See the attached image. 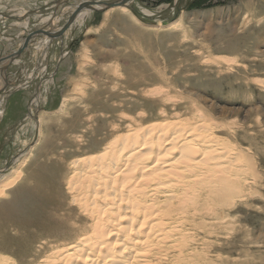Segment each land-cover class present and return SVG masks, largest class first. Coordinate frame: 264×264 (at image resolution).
<instances>
[{
  "label": "rangeland",
  "instance_id": "obj_1",
  "mask_svg": "<svg viewBox=\"0 0 264 264\" xmlns=\"http://www.w3.org/2000/svg\"><path fill=\"white\" fill-rule=\"evenodd\" d=\"M193 1L86 11L62 39L37 36L14 62L0 181L18 167L22 174L0 197V254L29 263L63 231L53 222L72 223L71 160L131 124L203 115L241 151L249 180L235 204L218 208L207 259L264 264V0ZM74 8L64 0H0V56L30 32L57 30Z\"/></svg>",
  "mask_w": 264,
  "mask_h": 264
},
{
  "label": "bare ground",
  "instance_id": "obj_2",
  "mask_svg": "<svg viewBox=\"0 0 264 264\" xmlns=\"http://www.w3.org/2000/svg\"><path fill=\"white\" fill-rule=\"evenodd\" d=\"M116 8L126 9L108 10ZM131 125L68 164L65 190L77 216L51 224L63 231L49 250L29 263L0 254V264H210L218 208L235 204L249 181L241 151L203 115ZM21 174H6L0 197Z\"/></svg>",
  "mask_w": 264,
  "mask_h": 264
},
{
  "label": "water",
  "instance_id": "obj_3",
  "mask_svg": "<svg viewBox=\"0 0 264 264\" xmlns=\"http://www.w3.org/2000/svg\"><path fill=\"white\" fill-rule=\"evenodd\" d=\"M66 3L74 5V10L70 13V16L66 22L60 26L57 30L40 28L33 32H30L25 39L23 44L13 53L9 55L0 56V80H3L4 85L0 87V96L9 89L11 86V81L7 79L9 77V69L14 64V62L22 56V53L27 49L31 43V40L37 36H46L48 39H62L65 32L73 26L75 21L84 11H105L115 6H126L134 0H115V1H105V0H79L77 4H74L71 0H64ZM71 1V2H70ZM10 17V16H7Z\"/></svg>",
  "mask_w": 264,
  "mask_h": 264
},
{
  "label": "crops",
  "instance_id": "obj_4",
  "mask_svg": "<svg viewBox=\"0 0 264 264\" xmlns=\"http://www.w3.org/2000/svg\"><path fill=\"white\" fill-rule=\"evenodd\" d=\"M6 97H7V94H4L3 97L0 98V111L3 108V106H4L2 102H3L4 98H6ZM13 97H15V94L12 96V99H13ZM12 99H10V101ZM9 103H7L8 105L6 107V110H5L4 115L0 117V125H1V123H4L5 121H7L6 122V125L8 126L9 125L8 122L13 120L12 117H11V113H9V107H10V104Z\"/></svg>",
  "mask_w": 264,
  "mask_h": 264
},
{
  "label": "trees",
  "instance_id": "obj_5",
  "mask_svg": "<svg viewBox=\"0 0 264 264\" xmlns=\"http://www.w3.org/2000/svg\"><path fill=\"white\" fill-rule=\"evenodd\" d=\"M198 2L200 3V4H199L200 6H202L203 3H204V5L209 6L210 3L212 2V0H194V1L192 2V6H196V4H197ZM207 3H208V4H207Z\"/></svg>",
  "mask_w": 264,
  "mask_h": 264
}]
</instances>
